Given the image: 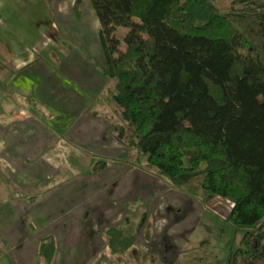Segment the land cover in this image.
<instances>
[{"label":"rangeland","instance_id":"374dc122","mask_svg":"<svg viewBox=\"0 0 264 264\" xmlns=\"http://www.w3.org/2000/svg\"><path fill=\"white\" fill-rule=\"evenodd\" d=\"M57 1L62 14L51 17L53 43L0 44V57L7 58L0 59V264H37L46 236L57 243L52 264H94L107 253L102 232L110 227L141 253L136 260L114 257L112 264H228L244 233L227 222L232 204L186 195L138 160L128 135L117 139L120 110L114 81L101 72L89 0H81L79 19L75 0ZM215 5L221 13L244 14L240 27L254 29L251 15L264 0ZM17 18L26 27L9 30L23 33L30 17Z\"/></svg>","mask_w":264,"mask_h":264},{"label":"trees","instance_id":"16d2710c","mask_svg":"<svg viewBox=\"0 0 264 264\" xmlns=\"http://www.w3.org/2000/svg\"><path fill=\"white\" fill-rule=\"evenodd\" d=\"M80 4L72 7L76 19ZM89 4L101 72L114 81L117 139L128 135L138 160L186 195L228 200L227 222L244 232L228 264H264V8L251 15L253 29L215 0ZM102 237L107 253L94 264L141 254L115 228ZM56 250L55 238L44 237L36 263L52 264Z\"/></svg>","mask_w":264,"mask_h":264},{"label":"crops","instance_id":"0c3cea01","mask_svg":"<svg viewBox=\"0 0 264 264\" xmlns=\"http://www.w3.org/2000/svg\"><path fill=\"white\" fill-rule=\"evenodd\" d=\"M4 12L8 13V18L3 17ZM61 14L62 5L57 0H0V44L8 49L13 46L40 45L42 47L51 44L53 43L51 17L52 15L58 17ZM17 15L30 17L29 28L23 33L9 30L10 26L19 30L26 27L24 18H17ZM59 21L60 29L66 32L69 26L66 22ZM36 39L40 41L35 43ZM58 39L63 40V37L60 35ZM63 43L65 44V41ZM0 59L7 58L0 57ZM20 59L17 58V61ZM24 62H29V58ZM3 119L4 117H0V126H3Z\"/></svg>","mask_w":264,"mask_h":264}]
</instances>
